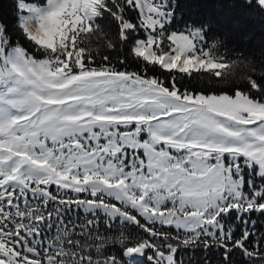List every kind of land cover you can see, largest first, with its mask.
Segmentation results:
<instances>
[{"label": "snow or ice", "instance_id": "obj_1", "mask_svg": "<svg viewBox=\"0 0 264 264\" xmlns=\"http://www.w3.org/2000/svg\"><path fill=\"white\" fill-rule=\"evenodd\" d=\"M8 16L0 6V264H184L198 249L200 264H264V117L228 114L233 100L264 107V43H233L264 34V0H10ZM101 42L173 75L139 79ZM177 72L228 90L189 93ZM197 97L224 106L202 105L187 141L192 110L168 101ZM217 129L239 144L206 143Z\"/></svg>", "mask_w": 264, "mask_h": 264}, {"label": "trees", "instance_id": "obj_2", "mask_svg": "<svg viewBox=\"0 0 264 264\" xmlns=\"http://www.w3.org/2000/svg\"><path fill=\"white\" fill-rule=\"evenodd\" d=\"M184 2L186 4H195L197 2H199V0H184ZM9 4H10V0H0V6H2L3 8V12L6 18V23L8 24H12L13 18L8 16V9H9ZM193 13L195 12H199L202 11V9L200 8H196V7H192L190 9ZM188 9H185V12H187ZM103 27H104V31L107 34L106 36H101V39H106V38H111L115 32V29L113 27H111L106 21L102 22ZM180 25H178L179 27ZM81 35H85L84 33H82ZM96 38H93V40L95 41ZM117 43H119V40L116 41ZM234 44H239V45H245V44H249L250 43V47L251 49L254 50H258L260 45L262 43H264V34L261 33L260 29L257 28L255 30L254 35L252 36V39L250 42H246V41H242V40H236L233 42ZM128 45L126 44L124 46L123 50H119L117 53H111V52H107V46L101 42V46H100V52L101 54H108L110 56L113 57V60H116L117 57H123L128 63L124 65L125 68L128 69L129 73L133 72V69L137 68V66H141L140 70H141V75L140 77L144 78L145 73L143 72V68L147 67V77L148 79H151L153 76L158 77L161 82L163 83L164 81H166L170 76L173 75V73H169L166 71H163L161 68H159L156 65H147V64H142V62L137 59L134 58L133 55L127 50L128 49ZM40 54L37 53V56H39ZM232 53H229V58H231ZM224 71H227V69H225ZM177 79H178V85L181 88V90L187 89L189 91V93H203V94H212V93H221L223 91L228 90L227 86H222V85H217L215 80H212V82L209 81L210 79V75L208 73H203V74H198V73H193L191 78H189L188 76H184L182 79L180 78L181 73H175L174 74ZM242 86V85H241ZM231 87V86H229ZM70 215L73 217V219L76 218V214L75 213H70ZM103 219V221H101V231H104V227H103V222H104V217H101ZM25 219H28L27 217H25ZM264 225V220H258L257 221V226L258 228ZM158 227V226H157ZM119 230V225H114V231ZM163 230H172L169 227H165V229H161V231ZM264 230V229H262ZM125 232H133V234L135 233V230L133 227L129 226L126 227L124 229ZM49 232H53V230L48 229V228H44L43 229V236L47 239L49 238ZM181 235H190V234H186L181 232ZM79 238V237H76ZM84 249L81 248V251H83ZM52 253L50 252L49 255H51ZM70 254V253H69ZM181 258L184 261V264H200V261L202 259L203 256V252L201 249H198L195 251V253H193L192 251H181L180 253ZM237 259H239V257H237Z\"/></svg>", "mask_w": 264, "mask_h": 264}, {"label": "rangeland", "instance_id": "obj_3", "mask_svg": "<svg viewBox=\"0 0 264 264\" xmlns=\"http://www.w3.org/2000/svg\"><path fill=\"white\" fill-rule=\"evenodd\" d=\"M71 3L73 5H77V0H71ZM133 79H136L135 76H133ZM139 79H144L142 77H139ZM150 80V79H149ZM205 96H209V94H204ZM197 101H199V103L196 102H188V101H175V100H170L168 101L169 105H175V106H179L185 109H191L192 111H188L186 113H184V115H186L187 117H189L188 120L184 121V123L188 124V128L186 130L185 134H182L186 137L187 141H192L193 139H199L200 137L196 135L197 132L202 131L201 129V124L203 123V121L200 122H193L194 120H198L199 118L196 116V111H199L201 113H205V109L202 107V105H208L209 107H216L218 110H223V106H224V101L222 100H216L213 101L211 99L209 100H203L200 97H197ZM232 107L228 109V114L229 116L232 114L233 111H238L242 116H247L248 114H253L257 117H264V107H259L255 104H252L250 101L245 102L242 99L241 100H233L230 102ZM211 119L218 121L220 125H223L226 129H230L233 132H243L244 136L246 139H251L248 136V132L251 131L253 129L254 126H248V125H243V124H239L236 123L235 121L227 118L226 116L223 115H213L211 112H207L206 113ZM171 119H176V117H172ZM205 142L212 145V146H216L219 145L221 143H224L226 145H238L239 141L237 139H235L234 137L228 135L227 132L221 131L219 129H217L216 131L213 132H209L205 138ZM192 151H199V152H203V149H193ZM189 153L186 151L185 155H188ZM201 170L197 169V176H199ZM247 174V173H246ZM195 183H199V180H195ZM257 183H259V181H257ZM112 215H116L115 213H112ZM149 216L153 219V220H166L168 219V215L167 213H165L163 216L160 215L159 210H157V212L155 214L153 213H149ZM101 217H104L103 215H101ZM101 221H103V219L101 218ZM159 227V225H157ZM168 227V226H165ZM51 230V229H50ZM53 232H49L48 237L51 238L55 235V227L52 228ZM63 235V233H62ZM74 239H76V237H74ZM94 239V237H93ZM65 247H67L65 245ZM50 254V253H49ZM50 264H52V262H50Z\"/></svg>", "mask_w": 264, "mask_h": 264}, {"label": "crops", "instance_id": "obj_4", "mask_svg": "<svg viewBox=\"0 0 264 264\" xmlns=\"http://www.w3.org/2000/svg\"><path fill=\"white\" fill-rule=\"evenodd\" d=\"M91 2H93V0H77V5L88 4Z\"/></svg>", "mask_w": 264, "mask_h": 264}]
</instances>
